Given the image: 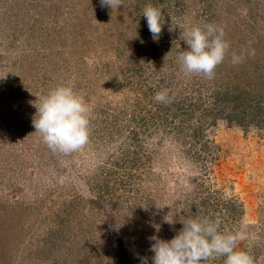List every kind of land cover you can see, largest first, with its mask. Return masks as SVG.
<instances>
[{
    "label": "rangeland",
    "instance_id": "rangeland-1",
    "mask_svg": "<svg viewBox=\"0 0 264 264\" xmlns=\"http://www.w3.org/2000/svg\"><path fill=\"white\" fill-rule=\"evenodd\" d=\"M131 2L0 0V264H114L121 239L151 264L150 237L194 216L243 233L239 247L264 264V127L210 112L218 85L264 51V0H186L162 10L156 41ZM209 23L230 44L212 78L179 61L188 29ZM69 82L90 108L89 139L53 152L34 105Z\"/></svg>",
    "mask_w": 264,
    "mask_h": 264
},
{
    "label": "clouds",
    "instance_id": "clouds-1",
    "mask_svg": "<svg viewBox=\"0 0 264 264\" xmlns=\"http://www.w3.org/2000/svg\"><path fill=\"white\" fill-rule=\"evenodd\" d=\"M99 3L113 11L120 9L123 0H99ZM142 14L153 40H158L166 23L164 12L159 7L148 6ZM184 41L187 49L179 56L182 69L189 74L212 78L230 47L223 29L211 23L191 26ZM232 62L241 63L242 56L233 54ZM6 75L0 76V80ZM38 99L40 102L34 105L37 111L32 123L49 149L71 153L87 143L90 108L71 82L58 85ZM154 99L158 103H167L170 97L165 89L157 92ZM165 221L174 223L169 219ZM180 222L182 228L171 239L156 234L150 237L151 264H208L218 257H224V264H255L250 252L239 247L243 233L222 229L219 218L194 216ZM156 229L158 232L159 228ZM140 264H149V258L140 257Z\"/></svg>",
    "mask_w": 264,
    "mask_h": 264
},
{
    "label": "trees",
    "instance_id": "trees-1",
    "mask_svg": "<svg viewBox=\"0 0 264 264\" xmlns=\"http://www.w3.org/2000/svg\"><path fill=\"white\" fill-rule=\"evenodd\" d=\"M185 1L132 0L130 6L136 19V16L148 6L157 7L159 5L162 10L169 13L173 9L178 10L181 3H185ZM204 7H209V3ZM145 21L143 20L142 22ZM145 28L147 29L148 25H145ZM258 53H261L262 58H264V51H261V48L259 50L256 49L255 54ZM260 57L259 59L257 58V61H250V58L245 60L241 67H237V70L232 73L233 75L228 76V79L215 89L213 94V107L210 111L216 114V116L213 114L214 119L221 117L228 124L236 123L242 127L249 125L264 127V60H260ZM228 205L225 207H230L237 212V207L239 206L233 200ZM238 213L240 216L242 207H240ZM114 258V264H134L126 243L122 239L119 240Z\"/></svg>",
    "mask_w": 264,
    "mask_h": 264
}]
</instances>
